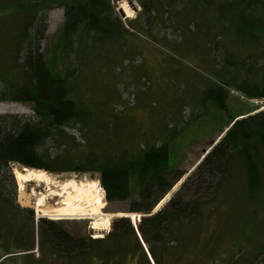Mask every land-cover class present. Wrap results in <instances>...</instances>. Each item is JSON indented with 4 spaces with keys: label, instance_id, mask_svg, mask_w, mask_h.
Wrapping results in <instances>:
<instances>
[{
    "label": "trees",
    "instance_id": "1",
    "mask_svg": "<svg viewBox=\"0 0 264 264\" xmlns=\"http://www.w3.org/2000/svg\"><path fill=\"white\" fill-rule=\"evenodd\" d=\"M14 1L21 23L13 50L3 57L18 69L19 77L5 83L0 80V101L29 103L31 113L0 114V225L5 216L12 220L11 211L19 208L12 163L48 172H95L108 202L128 200L129 211L151 213L186 173L171 165L173 126L161 125L153 141L134 142L132 135L123 138L114 126L119 114L107 108L96 110L85 86V74L110 69L134 54L130 36L135 33L122 21L115 5L118 0ZM136 1L140 12L128 21L132 29L137 26L146 32L157 18L158 26H169L180 35L177 41L165 42L170 46L183 50L182 43L192 42L195 50L203 40L216 49L210 53L213 66L205 50L201 61L221 83H201L200 105L208 102L229 118L193 177L187 176L162 208L143 215L136 229L126 217L112 223L115 248L129 251L133 245L143 251L139 237L153 256L165 250L169 241L174 242L175 251L189 244L184 229L202 215L206 203L216 199L231 177L245 179L250 197L260 188L264 106L230 114L227 92L229 87L246 99H264V0ZM53 7L63 8V21L48 57L41 41L47 12ZM105 111L110 115L105 117ZM38 221L52 247L68 257L74 254L78 262H103L104 238H73L53 221ZM26 222L33 224V215ZM190 232L188 236L193 237Z\"/></svg>",
    "mask_w": 264,
    "mask_h": 264
},
{
    "label": "rangeland",
    "instance_id": "2",
    "mask_svg": "<svg viewBox=\"0 0 264 264\" xmlns=\"http://www.w3.org/2000/svg\"><path fill=\"white\" fill-rule=\"evenodd\" d=\"M2 5H8L10 9L3 8ZM115 5L122 14L125 26L135 33L130 36L134 54L129 60H119L120 62L110 69H98L85 74V86L96 110L100 107L107 108L119 114L114 126H118V133L123 138L132 135L134 142L145 138L153 141L162 131L156 132L161 125H167L169 128L173 126L171 132L175 135L170 144L171 165L186 173L154 206L152 214L179 191L187 176L193 177L198 163L223 135L224 132L219 134L229 118L208 102L200 105L202 92L199 86L203 87L201 83H221L216 73L201 61L203 50L211 56L210 53L215 54L216 49L213 50L208 44L206 46L203 40L195 50L192 42L182 43L180 46H183V50L170 46L167 43L177 41L180 35L169 26H158L157 18L146 32L139 30L137 26H134L136 30L130 27L128 21L136 18L140 12L136 0H118ZM21 17L22 14L14 0H0V80L4 83L17 81L19 77L18 69L10 65L11 61H7L9 59L3 56L11 53L10 49L14 48V35L20 27ZM62 21L63 8L53 7L47 12V29L41 47L48 57ZM134 24L138 25V22ZM210 56V66H213L215 61ZM228 90L227 106L230 114L257 111L264 106V99H246L229 87ZM5 113L30 114L31 107L25 102L0 101V114ZM110 113L105 111L104 116L107 117ZM152 134L154 136L150 137ZM24 168L28 167L17 163L10 165L16 184L15 199L19 188L14 171ZM28 169L45 172L54 180L52 186L74 180L76 186H67L61 197L49 193L48 185L43 181H27L24 190L43 192L44 204L48 201L52 204L74 198L78 190L82 193L77 199L82 202L87 201V196H93L96 189L102 194L104 206L97 220L103 223V215L108 217L107 228L101 225L99 229H93L91 226L95 217L87 215L42 218L53 221L55 226L63 228L73 238L103 239L116 219L126 217L134 227V223L138 225L143 215L150 214L129 211L128 200L108 202L95 172H48L36 168ZM205 176L204 171L202 177ZM235 177H231L225 187L222 186L223 189L214 201L206 203L202 215L188 223V227L184 229L189 244L178 250L183 252L180 264H193L196 253L204 251L206 245L211 244L213 248L210 251L220 254L217 264H264V160L261 185L255 196L250 197L244 178L238 180ZM93 182L95 186L91 184ZM36 198L37 196L30 198V203ZM13 208L15 207L12 206ZM11 212L14 214L13 219L9 220L8 216H5L3 218L6 221L0 225V256L12 254L1 264H92L89 260L78 262V257L74 254L68 257L62 250L52 247L53 243L46 240V235L38 227L37 222L41 218L36 221L37 212L33 207L19 206ZM30 215H33V224L26 222ZM190 230L193 237L188 236ZM138 239L141 243L139 237Z\"/></svg>",
    "mask_w": 264,
    "mask_h": 264
},
{
    "label": "bare ground",
    "instance_id": "3",
    "mask_svg": "<svg viewBox=\"0 0 264 264\" xmlns=\"http://www.w3.org/2000/svg\"><path fill=\"white\" fill-rule=\"evenodd\" d=\"M14 172L19 190L24 189V184L27 181H43L48 185L47 190L49 193L54 196L61 197L65 193L67 186H76L73 182L74 180H67L57 183L55 184V186H52L54 180H51L50 176L40 170H30L28 168H24L23 170H15ZM91 184L95 186L94 182ZM81 193L82 191L78 190V194L74 198L63 199L61 202H55L52 204L50 201H48L47 204L43 203L45 202V200L43 199V196L45 194L41 191L35 192L34 190H30V198L33 197L34 199V197L37 196V198L33 201L32 206L36 210L39 217L50 216V218H58L62 216L87 215L95 217V220L93 221L91 226L93 229H99L101 225L107 228L109 224L108 217L103 215V217H105L103 223H100L97 220V216L101 215V208L104 206L102 194L97 192L96 189L93 196L89 197L86 195L87 201L82 202L81 199H77Z\"/></svg>",
    "mask_w": 264,
    "mask_h": 264
},
{
    "label": "flooded vegetation",
    "instance_id": "4",
    "mask_svg": "<svg viewBox=\"0 0 264 264\" xmlns=\"http://www.w3.org/2000/svg\"><path fill=\"white\" fill-rule=\"evenodd\" d=\"M151 214V213H150ZM141 220V219H140ZM112 232V228L104 237V259L103 262L92 261L91 263L97 264H180V260L182 259L183 252L175 251L174 242L169 241L166 244L165 250L157 251L153 256L150 254L148 244H145L141 239V247L136 248L135 246H131L129 251L122 250L121 248H115L111 242L110 234ZM169 238H163V240ZM168 241V240H167ZM147 245V246H146ZM135 247V248H134ZM213 246L206 245V249L204 251L196 253V258L193 264H217L219 253L212 252ZM215 249V247H214ZM12 253H6L0 256V264L4 259L8 257ZM222 260V258L220 259ZM9 264V263H8Z\"/></svg>",
    "mask_w": 264,
    "mask_h": 264
},
{
    "label": "water",
    "instance_id": "5",
    "mask_svg": "<svg viewBox=\"0 0 264 264\" xmlns=\"http://www.w3.org/2000/svg\"><path fill=\"white\" fill-rule=\"evenodd\" d=\"M16 203L21 207L32 208L30 203V193L23 190H19L16 197Z\"/></svg>",
    "mask_w": 264,
    "mask_h": 264
},
{
    "label": "built area",
    "instance_id": "6",
    "mask_svg": "<svg viewBox=\"0 0 264 264\" xmlns=\"http://www.w3.org/2000/svg\"><path fill=\"white\" fill-rule=\"evenodd\" d=\"M48 217H50V216H48Z\"/></svg>",
    "mask_w": 264,
    "mask_h": 264
}]
</instances>
